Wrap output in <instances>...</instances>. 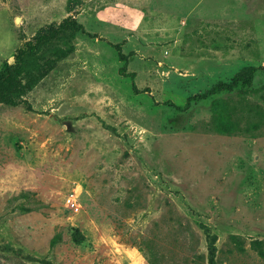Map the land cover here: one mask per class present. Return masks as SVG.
Returning <instances> with one entry per match:
<instances>
[{
  "label": "rangeland",
  "instance_id": "obj_1",
  "mask_svg": "<svg viewBox=\"0 0 264 264\" xmlns=\"http://www.w3.org/2000/svg\"><path fill=\"white\" fill-rule=\"evenodd\" d=\"M26 44L0 102L1 244L212 264L211 230L214 264H264V0H0V72ZM252 68L259 91L209 92Z\"/></svg>",
  "mask_w": 264,
  "mask_h": 264
},
{
  "label": "trees",
  "instance_id": "obj_2",
  "mask_svg": "<svg viewBox=\"0 0 264 264\" xmlns=\"http://www.w3.org/2000/svg\"><path fill=\"white\" fill-rule=\"evenodd\" d=\"M30 49H35V46H31V48H29V45L26 44L21 50L20 52L17 54L16 60L14 63L8 64L1 72H0V102L4 101V102H12L13 98L8 94V92L5 90V85L6 83L9 81V79L12 77L13 72H15L16 70H19V67L21 65L23 56L26 52H28ZM253 72L250 73H239L237 75H235L233 77L232 80L230 81H221L219 83H217L216 85H214L211 89H210V93L212 95L214 94H219V93H223V92H228V91H233L235 89H240L242 92H246L248 90H255V91H259V88H247V84L251 83L254 75H255V71L257 70L256 68H252ZM263 73L264 74V67L261 68V71L259 74ZM248 75V76H247ZM201 97H207V94L201 95ZM216 233L212 232L211 230H207V239H208V243H209V248H210V253H211V262L212 264H214V255L216 252ZM0 250L3 251H13L15 254L30 260V261H38V262H42L45 264H58L56 262H53L49 259H41L38 258L36 256H33L31 254H25L23 253V249L22 248H15L12 245L9 244H1L0 243Z\"/></svg>",
  "mask_w": 264,
  "mask_h": 264
},
{
  "label": "built area",
  "instance_id": "obj_3",
  "mask_svg": "<svg viewBox=\"0 0 264 264\" xmlns=\"http://www.w3.org/2000/svg\"><path fill=\"white\" fill-rule=\"evenodd\" d=\"M74 193H72V195L70 196V199H73L74 198ZM75 202V201H74Z\"/></svg>",
  "mask_w": 264,
  "mask_h": 264
},
{
  "label": "water",
  "instance_id": "obj_4",
  "mask_svg": "<svg viewBox=\"0 0 264 264\" xmlns=\"http://www.w3.org/2000/svg\"><path fill=\"white\" fill-rule=\"evenodd\" d=\"M19 20H20V17L17 18V21H19Z\"/></svg>",
  "mask_w": 264,
  "mask_h": 264
}]
</instances>
